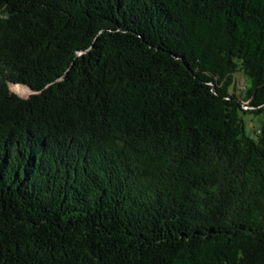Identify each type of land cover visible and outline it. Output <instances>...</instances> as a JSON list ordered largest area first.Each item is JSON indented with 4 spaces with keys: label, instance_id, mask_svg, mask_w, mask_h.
I'll return each instance as SVG.
<instances>
[{
    "label": "trees",
    "instance_id": "16d2710c",
    "mask_svg": "<svg viewBox=\"0 0 264 264\" xmlns=\"http://www.w3.org/2000/svg\"><path fill=\"white\" fill-rule=\"evenodd\" d=\"M0 264H264V0H0Z\"/></svg>",
    "mask_w": 264,
    "mask_h": 264
},
{
    "label": "rangeland",
    "instance_id": "374dc122",
    "mask_svg": "<svg viewBox=\"0 0 264 264\" xmlns=\"http://www.w3.org/2000/svg\"><path fill=\"white\" fill-rule=\"evenodd\" d=\"M244 82L245 81L241 77V75H238L237 81H236V86H237L238 90L243 89ZM10 90L13 93H16V95H18L21 98H28L33 93L28 88H26L24 90H16V88L12 89L11 85H10ZM243 118H244L243 121H244V125H245L246 134L249 137H254L255 131L258 129V127L260 125V121L262 118L259 115H254V114H246V115L244 114Z\"/></svg>",
    "mask_w": 264,
    "mask_h": 264
}]
</instances>
